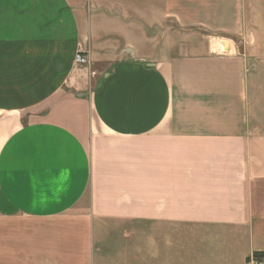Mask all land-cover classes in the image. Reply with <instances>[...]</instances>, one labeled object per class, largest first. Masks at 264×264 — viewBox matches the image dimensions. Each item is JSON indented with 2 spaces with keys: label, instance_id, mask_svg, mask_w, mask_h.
Returning <instances> with one entry per match:
<instances>
[{
  "label": "crops",
  "instance_id": "0c3cea01",
  "mask_svg": "<svg viewBox=\"0 0 264 264\" xmlns=\"http://www.w3.org/2000/svg\"><path fill=\"white\" fill-rule=\"evenodd\" d=\"M252 6L0 0V264H106L136 224L146 264L264 261Z\"/></svg>",
  "mask_w": 264,
  "mask_h": 264
},
{
  "label": "rangeland",
  "instance_id": "374dc122",
  "mask_svg": "<svg viewBox=\"0 0 264 264\" xmlns=\"http://www.w3.org/2000/svg\"><path fill=\"white\" fill-rule=\"evenodd\" d=\"M250 3L255 7L252 10H255L256 19L252 21L251 31L255 32H264V0H250ZM172 22V21H171ZM174 22L171 23V36L176 38L180 36L177 29H175ZM159 32H155V35H158ZM205 35L201 31H195L193 35ZM191 35V34H188ZM228 47V51H233L232 53L217 51L221 54H237L240 51H243L245 46V40L242 38H229L223 37L214 39L212 45L218 47L221 44ZM175 51L179 53L181 49H184L185 46H176L174 47ZM126 231H128L126 239H121L118 241V238H115L112 242H108L106 246V264H146V250H145V237H144V225L136 224V226H126ZM134 233H137L134 235ZM104 254V252H103Z\"/></svg>",
  "mask_w": 264,
  "mask_h": 264
},
{
  "label": "built area",
  "instance_id": "2783aa9c",
  "mask_svg": "<svg viewBox=\"0 0 264 264\" xmlns=\"http://www.w3.org/2000/svg\"><path fill=\"white\" fill-rule=\"evenodd\" d=\"M76 63L79 66H86L89 63V58L87 55L86 50L82 46L78 47L77 53H76ZM249 264H264V261L261 258L252 257L249 259Z\"/></svg>",
  "mask_w": 264,
  "mask_h": 264
},
{
  "label": "trees",
  "instance_id": "16d2710c",
  "mask_svg": "<svg viewBox=\"0 0 264 264\" xmlns=\"http://www.w3.org/2000/svg\"><path fill=\"white\" fill-rule=\"evenodd\" d=\"M259 255H260V254L256 255V257H257V258L260 257Z\"/></svg>",
  "mask_w": 264,
  "mask_h": 264
}]
</instances>
